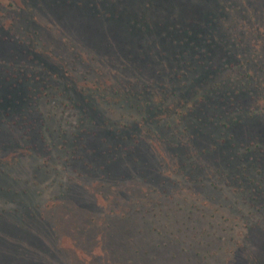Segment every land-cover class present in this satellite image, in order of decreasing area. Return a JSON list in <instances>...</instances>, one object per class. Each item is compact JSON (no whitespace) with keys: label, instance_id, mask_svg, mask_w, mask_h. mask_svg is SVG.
Returning <instances> with one entry per match:
<instances>
[{"label":"rangeland","instance_id":"374dc122","mask_svg":"<svg viewBox=\"0 0 264 264\" xmlns=\"http://www.w3.org/2000/svg\"><path fill=\"white\" fill-rule=\"evenodd\" d=\"M70 1L85 7H65L61 0H0V5L13 2L31 20L38 35L30 44L45 45L46 63L69 61L77 53L78 82L84 73L90 74L87 80L125 85L139 76L149 82L151 73L157 79L160 67L147 65L159 54L149 45L155 31L168 20L177 21L182 32L196 28L192 64L181 66L182 80L200 76L186 95L213 86L207 104L198 107L206 117L217 114L222 120L198 127L200 137L187 147L194 168L184 169L193 180L185 182L174 170L175 158L182 160L185 152L176 155L146 140L126 103L89 97L90 123L84 125L82 108L65 109L63 97L45 89L39 110L35 106L28 116L37 123L34 142L14 144L0 132V264H264V0ZM86 5L119 14L144 7L159 27L148 28L153 33L146 40H129L126 29L86 12ZM89 25L98 36L83 30ZM21 35L14 31L9 42L0 34V92L5 70L12 71L9 64L28 59L24 54L15 63ZM88 55L109 68L94 66ZM113 56L116 62L108 64ZM195 64L197 72H191ZM52 74L51 66L50 71L36 66L30 78H39L45 88L54 83ZM42 122L46 142L37 138ZM126 124L136 127L137 140L128 135L122 140ZM65 140H76L78 149L60 165L55 158L60 150H49L61 149Z\"/></svg>","mask_w":264,"mask_h":264},{"label":"trees","instance_id":"16d2710c","mask_svg":"<svg viewBox=\"0 0 264 264\" xmlns=\"http://www.w3.org/2000/svg\"><path fill=\"white\" fill-rule=\"evenodd\" d=\"M144 1L146 0H129V3L132 5V3H143ZM72 3L75 4L76 9H83L85 7L82 2L77 3L70 0H61L60 4L66 7V5H72ZM86 8L88 10L86 12H91L98 19L104 18L103 20L112 22L114 28L119 27L126 29L124 35L129 40H134L138 36H142L146 40L145 35H152L153 33V30L152 32H148V28L152 29L159 27L158 23L154 22L156 21L155 17L154 19L151 18L155 16L154 13H148L144 7L139 10L134 6H130L128 10L134 8L138 11L131 13L129 11H120L121 14H119V12H103L87 5ZM28 11L31 12L32 8L28 9L26 13ZM24 17L25 14H23V10L19 11L13 2L0 5V34L5 40L8 39L9 42H12L10 36L14 31L22 34L20 38L21 41L17 43L22 49L20 51V57L15 58V63L18 62L24 54H28V59H21V62L18 64H9V66L12 67V71L10 72L6 69L4 76H2L5 84L3 85V91L0 92V132H2L7 139H12L10 142L14 144L20 143V140L34 142L35 138L33 136L36 133L37 123L35 120L28 119V116L33 113L35 106L36 110H39L40 99L43 97L42 92L45 89H50L54 94L56 92V95L62 96L63 98H61L60 104H62L65 109L75 110L82 108L80 120L84 125L90 123L88 116L91 112L85 109L86 103L90 101L89 97L92 96L96 99L100 98L109 104L126 103L135 116V120H137L136 123H141L143 136H145L146 140L153 141V143L158 145H164L174 152L178 151L176 155H179L181 150L185 152L181 157L182 160H179L178 156L175 158L174 170L178 175L183 176V181L193 180L192 176L189 175L185 177L184 175V169L188 167L187 165L190 164L192 165L190 167L194 168L193 162L190 161L193 157V151L187 147L200 137L201 131L198 127H200L202 123H211L213 122V118L222 120V117L217 114H208L206 117L202 107H198L207 104L208 99L213 95V86L203 91L192 92L190 96L186 95L189 91L191 92L192 89H194V84L200 76L196 73L195 76L193 75V78L188 77L182 80L186 72H184L181 66L184 64L191 66L192 64V59H189V55H193L194 51L191 47L195 44L194 40L199 37L196 28L193 27L182 32L184 28H180L177 21L168 20L164 26H160L157 30L154 29L158 35L155 39V43L154 41L153 43L149 42L152 40V37L151 39L147 37L150 48H153V50L157 48L160 54L155 52L153 55L156 54L158 56L151 57L150 62L147 64L149 68L152 69L160 67V77L157 79L151 73L148 79L149 82H146L139 76L132 81L133 83L125 85L121 82L114 84L108 78L104 81H100L97 78L87 80L90 74L84 73L83 80L78 82L77 77L82 73L79 67L81 63H76V60H78L76 56L77 53H74V56L68 59L69 61H57L58 64L51 65L46 63V58L48 57H46L45 50L43 49L45 45H41L37 42H35V44H30L35 41L38 32L35 31L32 23L29 22L31 20H27L26 18L23 19ZM209 17H212L211 11L209 12ZM109 22L108 25L110 26L111 24ZM156 25L157 27H155ZM83 30L88 31L93 36H98L97 29L93 25H89V28ZM183 35L184 38L182 39L181 37ZM159 40L162 47L157 44ZM142 48L143 47L140 48V51ZM128 49L134 51L133 46H130ZM72 50L76 51L74 45ZM165 50L167 51L165 52ZM130 59L132 61L138 60L133 57H130ZM86 61L93 62L95 64L94 66L97 67L102 68L107 66V68H109L107 64L101 66L98 59L92 55H88ZM114 61L115 58L113 56L107 63L114 64L116 62ZM36 66L43 71H50L51 66L53 69L52 75L54 83L43 88L41 85H38V81L42 82L39 78L31 79L30 74L32 69L36 68ZM122 66L125 68V63ZM23 69L27 70L28 74H26ZM136 69L139 70V68ZM191 69H193V71ZM191 69H189L191 72H194V70L197 72V64L193 65ZM97 73L98 75L104 74L100 72ZM36 74H40V72ZM61 79H64V83H58V81H62ZM181 81H183L182 84L180 83ZM215 87L218 90L222 89L219 85H215ZM77 91L81 93L76 94ZM45 94L44 96H49L48 93ZM56 95L51 94L49 97L55 98ZM220 108L221 107L218 105L214 107L216 111ZM23 127L25 130L21 132L20 135L17 134L18 137L16 134H9V132L19 131ZM122 127L125 130L123 133L126 134L122 137L123 141L127 140V135L132 139H138L135 126L126 124ZM224 127L226 129L228 125L224 123ZM43 128L44 123L42 122L37 133V138H40L42 142H46V135ZM10 129H12V131ZM193 130H195V132L191 133ZM118 131L117 129L115 130L116 134ZM121 134L122 133H120V135ZM65 142V146L61 147V149L60 147H56V145H50V152L53 151L52 149L60 150V154L55 156L60 165L66 162L69 163L71 157H73L78 149L76 140H72V142L65 140ZM11 144L12 143L7 144L6 148L12 146ZM18 160V157L15 158L14 164H17ZM252 200L254 202L255 199L252 198Z\"/></svg>","mask_w":264,"mask_h":264}]
</instances>
